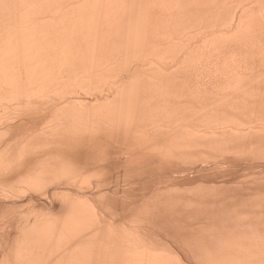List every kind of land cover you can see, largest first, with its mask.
<instances>
[{"label":"bare ground","instance_id":"6f19581e","mask_svg":"<svg viewBox=\"0 0 264 264\" xmlns=\"http://www.w3.org/2000/svg\"><path fill=\"white\" fill-rule=\"evenodd\" d=\"M0 264H264V0H0Z\"/></svg>","mask_w":264,"mask_h":264},{"label":"rangeland","instance_id":"374dc122","mask_svg":"<svg viewBox=\"0 0 264 264\" xmlns=\"http://www.w3.org/2000/svg\"><path fill=\"white\" fill-rule=\"evenodd\" d=\"M86 158V160L87 161H89V162H91L92 163V159H89V158H91V157H88L87 155L85 156ZM236 163V162H235ZM238 163V162H237ZM232 165H235V164H232ZM238 165V164H237ZM239 165H240V163H239ZM241 165H245V164H242L241 163ZM233 166V167H231V165H230V172H228L229 173V175H227V174H225V172L227 173V171H228V168H227V166L228 165H225L226 166V168H227V171H225L224 170V168L223 167H225L224 165H222V168H220L221 166H219V167H217V169L218 170H220V169H222V170H224V176L226 177V178H222V177H224L222 174V170L219 172V174L217 173V172H214V174L213 175H215L214 177L211 175V174H209V177H208V179L209 180H216V181H219V182H223V181H233V180H235V181H238V180H240V179H242V176L243 175H245V174H247L248 172H250L251 170L253 171V168H250V167H247L246 165V167L245 166ZM116 166V167H115ZM118 167V165H114V166H112V164H111V166H110V170L112 169V172H114V171H116L115 169ZM214 169H215V166H212ZM212 167H211V169H212ZM235 167V168H234ZM253 167V166H252ZM193 168V170H191ZM220 168V169H219ZM246 168V169H245ZM248 168H250L251 170H249ZM263 168V163H257V164H255V169H254V171H260L261 169ZM195 170H196V168H194V167H191L190 168V171L192 172H190V171H188L189 173H190V175L192 174V176H189V175H187V176H189V177H193L194 175H195V173L197 172H195ZM213 170V169H212ZM211 170V171H212ZM216 170V169H215ZM217 170V171H218ZM193 172H195V173H193ZM213 172V171H212ZM217 173V174H216ZM222 173V174H221ZM188 174V173H187ZM197 174V173H196ZM222 175V177H221V175ZM207 176V175H206ZM235 176V177H234ZM230 177V178H229ZM227 179V180H226ZM230 179V180H229ZM221 180H223V181H221ZM114 181V182H113ZM113 181L108 185V186H106V187H104V190L105 191H115V190H117L118 188L117 187H121L122 186V183H121V185H118V184H116V182L118 183V181L116 180L115 181V179H113ZM119 183V184H120ZM110 188V189H109ZM52 190H53V188H51ZM51 189H50V191H51ZM115 189V190H114ZM87 192H97V188H95L94 187V189H93V187L92 188H90L89 190H87ZM111 195H110V197H112V193H110ZM50 197V195L48 196V195H44V196H36L35 197V199L32 201V204H31V202H30V200H29V196H23V198H19L18 200H16V204H17V207H18V205L19 206H21V207H25L24 209H26V206H28L29 207V205L30 206H32L33 205V203H35L34 205H41L40 203H46L47 201H49L51 198H49ZM26 198V199H25ZM43 198V199H42ZM113 198V197H112ZM111 198V199H112ZM23 199V200H22ZM52 200H50L49 202H51ZM22 204V205H21ZM28 204V205H27ZM26 205V206H25ZM27 207V208H28ZM22 209V208H21ZM169 227V229H172L171 228V226H167V228ZM163 230H166V231H168V232H171L170 230H167V229H163ZM190 257H192V255L189 253V255H188V258H189V260L190 261H192V263H194V262H196V259H195V261H194V258L192 257L191 259H190ZM194 261V262H193Z\"/></svg>","mask_w":264,"mask_h":264}]
</instances>
